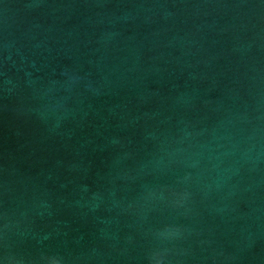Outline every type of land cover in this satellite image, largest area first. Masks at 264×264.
Here are the masks:
<instances>
[{"label":"water","instance_id":"1","mask_svg":"<svg viewBox=\"0 0 264 264\" xmlns=\"http://www.w3.org/2000/svg\"><path fill=\"white\" fill-rule=\"evenodd\" d=\"M0 264H264V0H0Z\"/></svg>","mask_w":264,"mask_h":264}]
</instances>
